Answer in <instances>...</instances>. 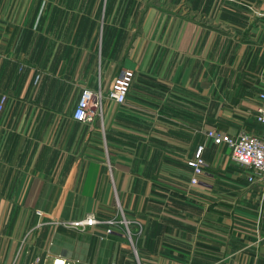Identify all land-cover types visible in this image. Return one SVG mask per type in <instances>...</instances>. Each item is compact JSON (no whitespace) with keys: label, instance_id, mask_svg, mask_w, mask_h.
Segmentation results:
<instances>
[{"label":"crops","instance_id":"1","mask_svg":"<svg viewBox=\"0 0 264 264\" xmlns=\"http://www.w3.org/2000/svg\"><path fill=\"white\" fill-rule=\"evenodd\" d=\"M123 69L124 103L72 120ZM261 92L264 0H0V264H264V193L204 141L264 137ZM118 210L140 226L134 253L62 226Z\"/></svg>","mask_w":264,"mask_h":264},{"label":"built area","instance_id":"2","mask_svg":"<svg viewBox=\"0 0 264 264\" xmlns=\"http://www.w3.org/2000/svg\"><path fill=\"white\" fill-rule=\"evenodd\" d=\"M131 79L132 72L130 70H121L120 74L112 80L105 96L100 90L99 84L95 91L82 89L72 112V120L78 123H86L90 122L94 116H100L101 107L105 99L112 101L116 105L123 104ZM4 99V97H0V109L2 108ZM256 99L258 105L255 107L253 119L255 122L264 126V93H258ZM204 139L212 146H225L230 151L233 162L248 170V176L246 178L248 184L257 187L264 193V137L255 138L245 132H239L235 136H229L208 130L204 133ZM201 150L202 147L199 146L192 158L186 163L191 172L189 185L192 186L198 184V177L202 175L204 163L200 156ZM36 215H39V213L36 212ZM97 225L104 226L105 235L118 232L120 236L127 238L129 246L134 253L132 240H135L140 233V226L138 223L126 219L120 210L107 219H99L93 214H87L80 220L64 222L62 224L64 228L74 231H84ZM26 237L20 242L21 247L25 246ZM28 264L67 263L62 257L53 256L42 261L35 258Z\"/></svg>","mask_w":264,"mask_h":264},{"label":"rangeland","instance_id":"3","mask_svg":"<svg viewBox=\"0 0 264 264\" xmlns=\"http://www.w3.org/2000/svg\"><path fill=\"white\" fill-rule=\"evenodd\" d=\"M121 108H122V107H121ZM97 117H98V116H94L93 118H97ZM204 141H205V139H204ZM192 156H193V155H192ZM191 158H192V157H191ZM191 158H190V159H191ZM190 159H189V160H190ZM189 160H188V161H189ZM188 161H187V162H188ZM187 162H186V163H187ZM198 182H199V180H198ZM116 212H117V211H116ZM118 214H119V213H118ZM136 223H137V222H136ZM139 235H140V233L137 235V237H138ZM121 237H122V236H121ZM122 238L125 240L126 244L129 246V243H128V241H127V238H125V237H122ZM134 242H135V240L133 239V240H132V244H133V245H134ZM129 248H130V246H129ZM130 249H131V248H130Z\"/></svg>","mask_w":264,"mask_h":264}]
</instances>
